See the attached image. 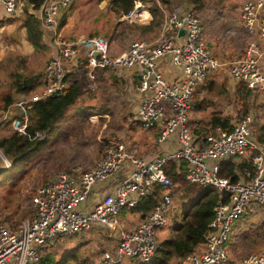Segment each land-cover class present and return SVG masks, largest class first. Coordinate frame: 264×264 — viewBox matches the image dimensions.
<instances>
[{
  "label": "built area",
  "instance_id": "built-area-1",
  "mask_svg": "<svg viewBox=\"0 0 264 264\" xmlns=\"http://www.w3.org/2000/svg\"><path fill=\"white\" fill-rule=\"evenodd\" d=\"M74 1L44 0L39 8L26 9L25 0H0V16L13 17L24 10L36 15L55 53L43 68L42 88L22 96L3 117H10L11 127L18 135L41 138L43 133H27L31 107L65 94L70 70L84 68L90 91L97 90L101 71L112 70L124 76L133 70L137 80L131 96L132 119L143 130L151 131L156 143L164 144V148L149 159L137 155L124 143L112 142L104 147L100 160L85 171L55 173L36 188L28 217L17 225L0 221V264H35L40 259V249L59 236L94 226L119 230L116 248L113 252L102 250L97 264L150 260L159 247L158 231L167 225L173 206V183L166 174L171 162L184 165L187 182L211 186L225 194L215 206L203 241L182 264H228L227 243L234 219L243 215L249 205L264 206V145L251 138V113L234 120L228 129L216 128L202 136L189 125L194 92L221 67L205 44L203 22L196 7L187 1L175 4L166 11L155 41L136 39L116 54L109 40L101 35L62 37L58 19ZM123 18L145 23L150 13L142 9L140 0H134L133 9ZM241 26L248 40L242 57L230 64V81L264 92V69L260 63L264 56V0L244 2ZM164 64L174 70L167 72ZM246 156L253 170L248 179L232 180L220 175L224 160ZM2 159L9 167V160ZM96 186H100L101 195L92 202ZM153 186L162 188L157 203L136 224L124 228L119 221L123 209L134 207ZM240 264H264V241Z\"/></svg>",
  "mask_w": 264,
  "mask_h": 264
},
{
  "label": "rangeland",
  "instance_id": "rangeland-1",
  "mask_svg": "<svg viewBox=\"0 0 264 264\" xmlns=\"http://www.w3.org/2000/svg\"><path fill=\"white\" fill-rule=\"evenodd\" d=\"M170 4L165 5L160 0L141 1L142 9L148 10L156 3L163 17L172 6L185 0H169ZM248 0H207L202 8H197V13L202 18V36L205 44L212 55L221 62L219 74H216L211 89L203 88L198 94V99L205 97L211 106L199 111L193 110L189 118L199 119L201 122L208 120L210 112L220 108L223 110L231 106L226 117H237L249 109L250 100L242 101L238 96L230 98L228 94L221 92L224 85L230 82V64L242 57L247 43V35L241 26V8ZM69 9V8H68ZM64 11L58 19L63 16ZM68 17L66 22L59 27L58 31L65 39H73L79 36L101 35L107 38L111 44L113 53L120 54L125 51L128 44L136 39L155 41L161 32V23L151 31L141 32L137 28L130 27V23L147 24L123 18L124 15L116 16L109 8L108 0H79L66 11ZM146 14V13H145ZM1 17V16H0ZM7 19L0 24V98L7 92L6 58L17 56L26 60L20 71L25 74H38L42 71L47 61L54 56L48 36L43 35V44L46 49L34 51L26 38L25 28L21 22V16L5 17ZM50 36V34H49ZM48 48V49H47ZM6 60V62H5ZM108 71L111 74H108ZM81 78V100L72 106L64 114L55 127L45 132L41 138L42 145L39 150L27 159L26 162L12 167H7L2 158H5L0 150V221L9 225H17L21 220L28 217L32 212L31 198L36 188L57 172H68L78 174L93 166L102 156L106 144L121 142L131 146V150L137 155L146 156L148 146L152 144L154 136L140 128L132 119V103L129 90L121 85L120 74H112V70L101 71L98 74V88L90 91L87 87L88 80L86 72ZM76 73V71H74ZM122 82H124L122 80ZM207 82V81H205ZM232 91L235 85L229 83ZM209 86V85H207ZM22 97L15 98L14 102L6 109L0 111V136L14 132L11 127L10 117L4 118L8 109H14V103ZM195 99V95H194ZM258 102V101H257ZM254 120L253 127L259 128L264 124V117L261 116L260 103L252 107ZM228 112V109H227ZM247 114V113H246ZM238 118L232 120V122ZM229 124V123H228ZM147 140L148 144H141ZM176 194V195H175ZM173 208L168 218L165 229L160 233L159 239L172 231L173 221L180 218L189 203L179 199V195H173ZM176 207V209H175ZM175 213V218L174 217ZM119 221L124 228L130 227L139 221L137 215L120 214ZM168 229V230H167ZM90 230V229H89ZM111 232V233H110ZM109 233L105 229H92L84 231L77 236L62 238L52 244L53 248L58 247L59 252L70 248L77 241L82 240L80 252L86 254L90 259V249L111 248L114 241L119 237V230H112ZM89 238V239H88ZM109 238V241L106 240ZM84 240H89L84 243ZM264 241V206L254 207L249 205L243 215L234 219L229 233L227 250L229 254L228 264H240V261L249 253L257 251ZM88 244V245H87ZM56 250V248H54ZM89 250V252L87 251ZM113 252V251H112ZM172 264H176L173 261Z\"/></svg>",
  "mask_w": 264,
  "mask_h": 264
},
{
  "label": "trees",
  "instance_id": "trees-1",
  "mask_svg": "<svg viewBox=\"0 0 264 264\" xmlns=\"http://www.w3.org/2000/svg\"><path fill=\"white\" fill-rule=\"evenodd\" d=\"M43 1L44 0H25L26 9L28 6H31L32 9H37L43 3ZM76 1L79 0H75L70 6L63 10L64 14L60 18L58 27H61L66 22V18L68 17L66 11H69L70 7L73 6ZM100 1L101 0H96V2ZM140 1L145 2L148 0ZM161 1L165 5L170 4L169 0ZM185 1H187V4H192L197 8H202L207 0ZM156 3L149 7L152 17L149 23L142 25L130 23V27L137 28L141 32L151 31L158 27L163 15ZM108 5L116 16H121L129 13L133 9L134 0H108ZM172 7L169 10H171ZM20 16L22 25L25 28L26 38L33 47L34 51L46 49L43 44L44 31L42 29L40 19L36 15L29 13L27 10H24ZM0 18L3 17L1 16ZM4 20L7 19H0V24H2ZM90 36L94 35L91 34ZM6 60V68H8L6 83L7 92L0 98V111L11 105L15 98L17 99L21 95L28 96L36 92L38 89H41L43 86L41 78L43 69L38 74H25L20 71V68L26 64V60L17 56H8ZM80 70H84V68L81 66L80 69L70 70L67 74L66 80L69 84V88L65 94L56 97H50L45 101H39L32 105L27 128V133L29 135L33 136L35 132L44 134L45 132L51 131L55 125L60 122L67 110L80 102V97L82 94L81 78L83 79L84 77V74L78 72ZM74 71H76V73H74ZM211 84L212 83H210L208 86L209 89L212 88ZM248 89L249 88L240 86L236 90L237 96L242 101H245V103L246 98H248V95L251 93V89ZM242 113L244 114H242L240 117L245 115L246 110L242 111ZM209 122L212 126L221 125L223 128L229 127L227 118H222L218 115L210 119ZM134 123L138 125L137 122L134 121ZM257 139L264 143L263 127L259 129ZM41 145L42 141L37 137L30 139L28 136L18 135L15 132L0 136L1 153L9 160V162H11L12 167L26 162L31 155L39 150ZM5 168H2L0 173L5 171ZM232 169V166H229L228 163L223 164L220 175L235 180L236 176L232 172ZM183 170L184 165L182 163L178 164L171 162L166 169V174L173 183V195L174 193H177L179 195V199L188 201V207L180 215L181 217L179 219H174L177 220V222L173 221L172 231L163 236L161 241L159 239V235L167 225L160 228L157 235L160 243L154 256L148 261L134 262L131 264H172L173 261H176V264H182L185 257L190 252L196 250L199 244L203 241L204 234L208 228V223L213 217L215 206L222 198H225V194L211 186L204 187L199 184L187 182L184 179ZM161 194L162 188L160 186H153L148 195L140 197L134 207L123 209L122 214L132 213L133 215H137L139 220L142 219L152 210L158 199L161 197ZM170 212L168 218L171 216ZM175 217L177 216H175L174 213V217L172 216V218ZM92 229L94 228H91L90 231ZM106 231L108 233L110 232L107 229ZM79 233L59 236L56 241L58 243V241L62 238L74 236ZM106 240L109 241V238H106ZM52 244H48L40 249V259L35 264H85L88 261V256L80 252V247L65 248L64 252H59L58 247H54L56 248L55 250ZM115 248L116 243L114 241V246L111 247V249L114 250ZM104 249H97V251H102Z\"/></svg>",
  "mask_w": 264,
  "mask_h": 264
},
{
  "label": "crops",
  "instance_id": "crops-1",
  "mask_svg": "<svg viewBox=\"0 0 264 264\" xmlns=\"http://www.w3.org/2000/svg\"><path fill=\"white\" fill-rule=\"evenodd\" d=\"M211 54H212V52H211ZM260 63H261L262 68L264 69V56L261 57ZM163 67L165 68V70L167 72H170V71L174 70L172 68V66H170L169 64H164ZM219 72H220L219 69L217 71L213 72L209 76V78H207V80H206L207 82H204L202 85H200L196 89V91L193 94V98H192L191 108L193 107V110L199 111L201 109L202 110L203 109H206L208 106H211V103L212 102H210V101L208 102L207 99H205V97H202V98H199L198 99V94L203 90V88H205V87H206V89L209 88L207 85H209L210 83H212L211 86L213 87V80L215 79L216 74H219ZM108 74H111V73L108 71ZM112 74L116 75L114 72H112ZM120 76H122L121 79L124 81V82H122V80H120V83L123 86L125 84V88L127 90H129V94H130L129 97L132 100V98H134V97L131 98V96L134 94V82L137 80L136 74H135V72L133 70H129V71H127L125 73L124 76L123 75H120ZM229 83H231V81L228 82V86L227 85L226 86L224 85V87H223L224 89L222 91H223V93L228 94L230 98L237 96V91H236L237 88H239L240 86L246 87L245 84H243V83L235 84V85H237V86H235L236 87L235 88V91H232L231 86H230ZM194 95H195V99H194ZM248 99L250 100V104H249V109H247V104H246V113H251V115H253V112L254 111H253V108H251V107H252L253 101H255V105H257L258 103H260V109H261L260 114H261L262 117H264V92L263 91H254V90H251V93L248 95ZM133 104L134 103H132V108H133ZM227 109H228V112H227ZM227 109L226 110L224 109L223 112L220 110V108H218V109H216L214 111L212 110L210 112V114H209L208 120L207 121L204 120V122H201L199 119H196V118H189V114H188V122H189V125L195 131V133L198 136H202V135H204V134H206L208 132H214L216 130V128H223L221 125L212 126L210 124V122H209L210 119H212L214 116L218 115L219 117L227 118L228 123H229V127L228 128H230V126L232 124V120L235 119V118H238L237 117L238 114L236 116H234V117H232V116L231 117H226L225 115H228L229 114L230 109H231V106H229ZM224 113H225V115H224ZM254 116H252V121L254 120ZM254 123H255V121L253 122L252 127H251V138H252V140L255 143H257L258 145L263 146L264 143L261 140H258L257 137H258V134H259V129L261 127L264 128V124H262L259 128H256V127H253ZM228 128H223V129H228ZM147 132L154 136V134L151 131H147ZM145 143L149 145V143L147 142V140H144L143 142H141V144H145ZM130 148H131V146H130ZM163 148H164V144L163 145H160V144L156 143L155 137H154V140L152 139V144L150 146H148V149H147V152H146V156L145 157L146 158H149V159L150 158H153ZM226 163H228L229 166H232V168H233L232 169V172L236 176L235 179H244L245 180V179H248L251 176V174L253 173L252 172L251 165L249 163V160H248V157L247 156L246 157H239L238 159L229 158L227 160H224L221 163L220 171L222 169V165L223 164H226ZM52 176H50L46 180V182ZM100 195H101V193H100V186H96L94 188L93 192H92V195H91L92 202L96 201L100 197ZM93 228L94 229H98V228H102V227L94 226ZM102 229H104V228H102ZM86 231H90V230H86ZM76 235L78 236L79 234H76ZM76 235H74V237ZM88 241L89 240H84V243H87ZM117 241H118V239L116 238V245H117ZM82 243H83L82 240H79V241H77L76 244H74L71 247L72 248L81 247L82 246ZM113 246H114V244H113ZM106 249H109L111 252L113 251L111 248H106ZM93 250H94V248H91L90 249V252H91L90 259L88 258V261L85 264H97L99 262V260H100V253L102 251H97L98 254L94 255L92 253ZM87 251L89 252V250H87ZM81 253H83V252H81ZM84 255H86V254H84ZM134 262H136V261H132V260H128L127 259V260H125L124 263L125 264H131V263H134Z\"/></svg>",
  "mask_w": 264,
  "mask_h": 264
},
{
  "label": "water",
  "instance_id": "water-1",
  "mask_svg": "<svg viewBox=\"0 0 264 264\" xmlns=\"http://www.w3.org/2000/svg\"><path fill=\"white\" fill-rule=\"evenodd\" d=\"M180 34H182L183 33V31L182 30H180V32H179Z\"/></svg>",
  "mask_w": 264,
  "mask_h": 264
}]
</instances>
